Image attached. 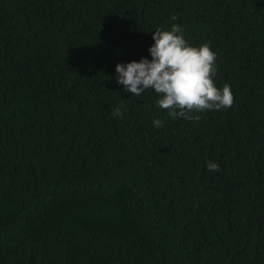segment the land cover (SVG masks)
I'll return each instance as SVG.
<instances>
[{"label": "trees", "instance_id": "16d2710c", "mask_svg": "<svg viewBox=\"0 0 264 264\" xmlns=\"http://www.w3.org/2000/svg\"><path fill=\"white\" fill-rule=\"evenodd\" d=\"M172 24L231 108L116 82ZM0 264H264V0H0Z\"/></svg>", "mask_w": 264, "mask_h": 264}, {"label": "clouds", "instance_id": "9594fccd", "mask_svg": "<svg viewBox=\"0 0 264 264\" xmlns=\"http://www.w3.org/2000/svg\"><path fill=\"white\" fill-rule=\"evenodd\" d=\"M170 19L175 21L177 17L173 15ZM153 33L154 44L149 48L151 60L142 58L139 62L116 65L115 80L126 92L141 96L154 89L159 96L157 105L167 110V116L174 120H199L200 116L193 113L233 106L231 85L226 83L222 89L215 86L217 55L210 43L192 46L184 29L177 24H172L170 30L157 28ZM122 115L120 107L113 109V116ZM153 124L161 127L163 121L156 119ZM207 168L219 171L215 162H207Z\"/></svg>", "mask_w": 264, "mask_h": 264}]
</instances>
